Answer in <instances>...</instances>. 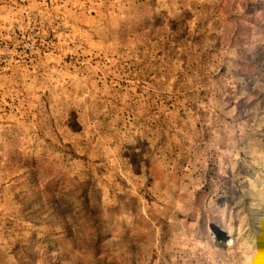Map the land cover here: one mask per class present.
<instances>
[{"label":"rangeland","instance_id":"1","mask_svg":"<svg viewBox=\"0 0 264 264\" xmlns=\"http://www.w3.org/2000/svg\"><path fill=\"white\" fill-rule=\"evenodd\" d=\"M244 1L0 0V264H264Z\"/></svg>","mask_w":264,"mask_h":264},{"label":"trees","instance_id":"2","mask_svg":"<svg viewBox=\"0 0 264 264\" xmlns=\"http://www.w3.org/2000/svg\"><path fill=\"white\" fill-rule=\"evenodd\" d=\"M245 11H247L248 15H250L248 21H247V28L251 29V26L253 23H258L260 26L264 27V24L261 20H258L256 18V12L259 8L263 9V16H264V0H245L242 4ZM246 16V14H245ZM246 19V18H245ZM261 52V58H257L256 60H250L246 63V69H250L251 72L254 73L256 76H264V47L260 49ZM88 189L85 190V196L88 194ZM86 208L92 213L93 220L95 221V227H98V221H99V212L96 208L92 207L89 204V200H85ZM40 236L39 232L34 231L33 234L28 238L27 244L25 245V250L27 254V258L22 260L19 264H52L51 259V252L49 249H52L53 246L49 245L48 247L44 248L42 251V254H39L38 251H35L34 246H32L37 239V237ZM43 239H48V236L43 235ZM32 244V245H31ZM91 246L93 253L98 251L99 242L97 239H92ZM2 252L0 251V258H1ZM95 258L98 260V264H113L112 262H107L106 260L99 259V255H95ZM37 260L42 261V263H38ZM101 260V261H100ZM56 264V263H55Z\"/></svg>","mask_w":264,"mask_h":264},{"label":"bare ground","instance_id":"3","mask_svg":"<svg viewBox=\"0 0 264 264\" xmlns=\"http://www.w3.org/2000/svg\"><path fill=\"white\" fill-rule=\"evenodd\" d=\"M229 240H230V238L225 236L224 239H223V242H227Z\"/></svg>","mask_w":264,"mask_h":264}]
</instances>
